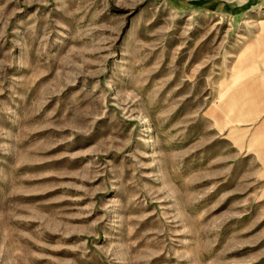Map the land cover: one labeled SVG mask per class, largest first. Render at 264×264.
<instances>
[{
    "label": "rangeland",
    "instance_id": "1",
    "mask_svg": "<svg viewBox=\"0 0 264 264\" xmlns=\"http://www.w3.org/2000/svg\"><path fill=\"white\" fill-rule=\"evenodd\" d=\"M263 43L264 0H0V264H264Z\"/></svg>",
    "mask_w": 264,
    "mask_h": 264
},
{
    "label": "crops",
    "instance_id": "2",
    "mask_svg": "<svg viewBox=\"0 0 264 264\" xmlns=\"http://www.w3.org/2000/svg\"><path fill=\"white\" fill-rule=\"evenodd\" d=\"M251 60L255 71L245 83V119L252 128L264 130V43ZM261 175L264 179V137L261 142Z\"/></svg>",
    "mask_w": 264,
    "mask_h": 264
}]
</instances>
